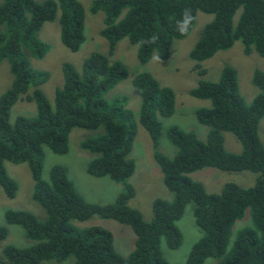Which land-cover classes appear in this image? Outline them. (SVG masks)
I'll return each instance as SVG.
<instances>
[{
	"label": "trees",
	"instance_id": "16d2710c",
	"mask_svg": "<svg viewBox=\"0 0 264 264\" xmlns=\"http://www.w3.org/2000/svg\"><path fill=\"white\" fill-rule=\"evenodd\" d=\"M185 9L193 17L197 12L212 16L188 52L199 78L205 74L199 63L235 41L246 51L252 48L264 56L263 0H91L88 13L102 14L99 36L108 44L107 52L90 53L78 70L63 63L61 85L49 104L38 89L48 74L33 70L28 58L41 59L46 53L49 46L37 33L43 23L55 20L60 44L76 52L84 42L83 7L78 0H0V61L6 60L11 75L9 88L0 95V188L5 197L14 198L17 184L7 176L3 163H25L32 181L30 198L44 212V219L38 220L26 211H4V224L20 227L32 244L3 246L0 264H61L68 258L72 264H167L160 241L170 250L178 249L182 236L176 222L187 204L201 235L183 264H203L207 259L214 264H264V142L257 137V125L264 116V71L252 72L251 84L257 93L248 105L238 93L232 69L222 67L216 82L199 80L189 95L209 101V107L193 112L195 121L206 128V137L200 141L191 131L166 127V141L175 149L171 158L157 147L162 130L159 119L174 113L173 92L148 72L136 74L132 86L139 99L137 121L148 134L153 160L172 200H154L148 222L128 206L134 192L127 180L134 162L127 156L135 122L125 109V97L104 99L128 75L121 62L110 58L114 46L125 38L135 48L138 64L158 56L165 63L172 41L186 36L176 27ZM18 100L32 102L35 115L17 116L10 122V108ZM98 128L102 133L84 139L78 147L94 155L85 166L87 175L107 177L121 187L109 204L83 201L64 167L52 166L47 179H42L43 148L63 155L70 130ZM223 133L234 136L238 152L225 151ZM201 168L247 171L256 180L247 188L225 183L218 194H207L188 177ZM93 216L130 226L134 238L126 257L115 252L107 230L79 226ZM244 216L249 226L239 229L229 245L234 223ZM6 236L7 229L0 226V242Z\"/></svg>",
	"mask_w": 264,
	"mask_h": 264
},
{
	"label": "rangeland",
	"instance_id": "374dc122",
	"mask_svg": "<svg viewBox=\"0 0 264 264\" xmlns=\"http://www.w3.org/2000/svg\"><path fill=\"white\" fill-rule=\"evenodd\" d=\"M41 2L43 0H34ZM84 10V42L74 53L67 51L59 42V28L55 21L43 23L37 33V38L49 46L41 59L28 58L29 66L40 72H47L48 78L38 89L45 96L47 102L52 104L54 90L60 87L62 82L61 65L71 64L75 70L81 66L82 60L92 52L105 54L108 44L99 36L102 29V14L97 12L90 15L88 7L91 0H78ZM264 2V0H263ZM56 14L55 19L57 18ZM238 14L232 18L234 26ZM211 15L197 12L194 23L189 33L180 40H174L169 48L168 58L165 63H160L154 57L145 65L138 64L135 58V48L130 46L126 39L120 40L115 46L111 60L121 62L126 70L127 77L119 81L115 86L104 94V99L110 101L116 97H125V109L129 110L134 125V135L131 150L128 158L134 162V170L127 180L133 189V197L128 206L139 211L142 220H151V204L154 200L171 201L172 194L167 191L162 182L160 170L152 157L151 144L145 129L138 123L137 114L139 107L138 93L132 86V79L138 73L148 72L158 84L168 87L174 96V113L167 118H160L162 130L159 136L157 150L165 157L171 158L175 149L170 146L165 138L164 130L168 126H176L184 131L195 133L198 140L203 141L206 137V128L199 125L193 116L195 110L209 107L208 100H201L189 95L199 80L216 82L219 79L222 67L233 70L237 83L238 93L244 103L248 105L257 93L251 84L252 72L254 70L264 71V56H259L250 48L245 50L242 44L235 41L227 49L218 50L211 57L200 62L199 66L204 69L205 74L199 78L194 66V61L188 57V52L196 41L203 26L210 22ZM11 75L6 60L0 61V95L9 88ZM36 108L32 102L18 100L10 108L9 121L12 122L17 116L33 117ZM102 133V129L95 131L72 129L68 133L67 152L63 155H54L46 148H43L44 159L42 164V179H47V174L52 166L58 165L67 170L68 178L72 181L75 191L81 199L87 203L109 204L112 203L115 195L120 192L121 187L109 180L107 177L94 178L85 172V166L94 155L79 149L78 145L84 139L95 134ZM258 140L264 142V116L257 125ZM223 147L229 153L240 150V146L234 136L230 133H223ZM5 173L17 184V191L14 198L5 197L0 188V226L7 229L6 238L0 242L1 249L5 245L16 248H24L32 244L24 237L22 229L14 225H5L3 213L6 210L26 211L35 216L38 220L44 219V212L34 203L31 198L32 181L25 163L11 164L3 163ZM191 181L199 183L205 193L218 194L225 183H232L238 187H251L256 175L247 171H219L215 168H201L188 174ZM191 205L187 204L181 217L176 222L181 233V243L178 249L170 250L160 241V251L167 264H183L190 246L200 238V232L194 224ZM97 225L107 230L112 237V244L116 253L121 257L131 251L133 245V233L128 225H121L112 220L100 219L96 216L79 224L81 227ZM249 226L247 216L234 223L232 227L229 245L235 237L236 232ZM73 259L68 258L61 264H72ZM203 264H214L213 259H207Z\"/></svg>",
	"mask_w": 264,
	"mask_h": 264
},
{
	"label": "clouds",
	"instance_id": "9594fccd",
	"mask_svg": "<svg viewBox=\"0 0 264 264\" xmlns=\"http://www.w3.org/2000/svg\"><path fill=\"white\" fill-rule=\"evenodd\" d=\"M193 14L191 12L190 9H185L181 19L179 21H177L176 27H177V31L181 34V35H187L189 33V28L192 24L193 21ZM156 60L160 61V57H156Z\"/></svg>",
	"mask_w": 264,
	"mask_h": 264
}]
</instances>
